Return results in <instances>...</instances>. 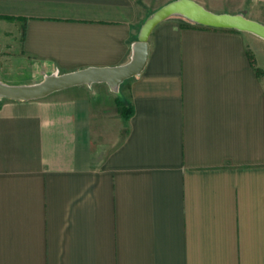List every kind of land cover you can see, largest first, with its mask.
Segmentation results:
<instances>
[{"label":"crops","instance_id":"obj_1","mask_svg":"<svg viewBox=\"0 0 264 264\" xmlns=\"http://www.w3.org/2000/svg\"><path fill=\"white\" fill-rule=\"evenodd\" d=\"M171 1L0 0V81L124 64ZM0 264H264V39L172 15L116 86L0 97Z\"/></svg>","mask_w":264,"mask_h":264},{"label":"water","instance_id":"obj_2","mask_svg":"<svg viewBox=\"0 0 264 264\" xmlns=\"http://www.w3.org/2000/svg\"><path fill=\"white\" fill-rule=\"evenodd\" d=\"M172 15L206 27L234 29L253 33L264 39V24L239 13L212 12L193 0H173L154 11L142 23L129 61L114 67H87L58 75H49L29 85H9L0 81V97L31 100L71 86L105 82L116 86L143 69L147 56V39L152 28Z\"/></svg>","mask_w":264,"mask_h":264},{"label":"trees","instance_id":"obj_3","mask_svg":"<svg viewBox=\"0 0 264 264\" xmlns=\"http://www.w3.org/2000/svg\"><path fill=\"white\" fill-rule=\"evenodd\" d=\"M24 35H25V26L24 24L22 25V34H21V40L24 39ZM248 58H249V62L252 65V67L255 68V73L256 75H260L262 73V71L258 68L255 67V62L253 59V56L251 54L248 53ZM116 103L118 105L119 108V112L122 115V117L124 119H128L132 113H133V108L131 105L126 104L121 98L117 97L116 98Z\"/></svg>","mask_w":264,"mask_h":264}]
</instances>
